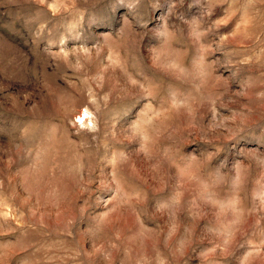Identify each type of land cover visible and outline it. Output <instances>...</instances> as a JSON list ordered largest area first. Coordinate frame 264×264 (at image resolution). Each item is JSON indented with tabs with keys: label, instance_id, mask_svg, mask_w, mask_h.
<instances>
[{
	"label": "rangeland",
	"instance_id": "1",
	"mask_svg": "<svg viewBox=\"0 0 264 264\" xmlns=\"http://www.w3.org/2000/svg\"><path fill=\"white\" fill-rule=\"evenodd\" d=\"M0 264H264V0H0Z\"/></svg>",
	"mask_w": 264,
	"mask_h": 264
}]
</instances>
